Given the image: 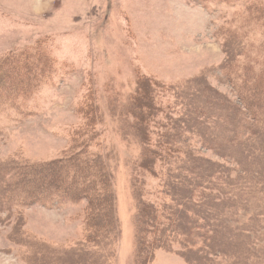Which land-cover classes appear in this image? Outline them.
<instances>
[{"label":"rangeland","instance_id":"rangeland-1","mask_svg":"<svg viewBox=\"0 0 264 264\" xmlns=\"http://www.w3.org/2000/svg\"><path fill=\"white\" fill-rule=\"evenodd\" d=\"M224 43L234 58L225 69ZM262 71L264 0H0V264H136L137 195L163 217L167 183L183 177L191 156L233 170L225 176L234 180L242 173L184 121L203 107L190 94L209 88L243 109V83L264 86ZM141 79L158 84L146 143L154 175L140 166L145 142L130 116ZM207 117L217 126L198 122L224 154L235 123L220 112ZM75 142V151L87 145V158L100 156L111 176L115 246L103 231L89 239L87 204L70 200V175L56 189L36 174L40 164L75 152ZM165 228L147 235L170 240L168 249L146 252L149 264H208L204 253L184 254V236ZM242 239L222 245L241 253L209 255L210 264H264V238Z\"/></svg>","mask_w":264,"mask_h":264},{"label":"trees","instance_id":"trees-1","mask_svg":"<svg viewBox=\"0 0 264 264\" xmlns=\"http://www.w3.org/2000/svg\"><path fill=\"white\" fill-rule=\"evenodd\" d=\"M224 49L226 61L221 68L225 69L232 64L234 58H232V50L228 44L224 43ZM247 70L248 73L253 72L252 68ZM201 81L203 78L194 79L188 83L198 86ZM156 87L158 84L155 82L146 79L139 80L136 95L130 104L133 107L130 116L137 122L133 129L139 142H145L144 157L140 166L152 175H154L153 150L146 143L149 141L147 121L156 116L158 112L153 99ZM170 89L174 92L178 90L177 87ZM196 89L195 94H190L191 101L199 103L203 100V107L200 111L197 110V117H193V112H190L189 120L186 118L184 121L186 123L190 121L192 126L197 128L196 131L203 133V141L209 143V145L205 144L207 149L220 157H231L233 164L238 166L242 173L236 174L235 181L231 178V174L228 173L225 176L226 172L231 173L233 170L225 172L220 164L200 157H193V159L191 156L188 163L190 166H183L184 171H179L183 177L174 176L167 183L170 204L163 205L161 209L163 217L161 215L157 217L158 209L152 204L142 202L137 195L138 217L135 221L134 253L136 264H149L152 256L146 252L155 246V249L166 247L168 249L166 243L170 242L169 239L163 241L159 238L147 241L148 234L157 230L162 233L161 228L163 227L169 230L167 233L170 235L178 233L184 236L181 244L185 251L184 254L204 253L206 257L203 260L208 264L211 262L209 255L230 257L241 253V248L223 247L227 242L243 240L242 238L248 240L252 237L264 238V92H261L264 91V86L257 82L253 85L249 82L243 83L240 104L244 110L209 88H206L208 92L205 94L198 88ZM200 95L201 97H198ZM207 111H213L214 114L218 112L225 114L228 121L235 123L232 131L234 139L225 144L224 154L219 153L222 143L212 141L215 137L212 133L208 138L206 132L210 130L204 128V123L211 122L217 126L218 122L214 118L209 119ZM198 119L203 120L204 123L198 122ZM211 129L213 132L216 131L214 128ZM245 130H248V133H245ZM76 148L75 142L72 150L75 151ZM86 148L85 144L80 150L62 159L40 164L36 168V174H39V178L48 180L47 184L56 189H60V185L65 183V181L62 182V177L70 175L74 186L70 200L73 202L85 200L87 204L89 215L87 223L89 230H92L89 239L95 243L96 241H92V238L98 232L103 231L106 235L105 239L110 240L111 246H115L118 231L114 216L112 179L105 170L101 157L87 158ZM193 164L201 166L193 170ZM63 188L65 192L68 191L66 187L63 186ZM247 209L251 211V214H246ZM157 218L159 223H157ZM198 240H201L199 246ZM140 257L141 261H139Z\"/></svg>","mask_w":264,"mask_h":264}]
</instances>
